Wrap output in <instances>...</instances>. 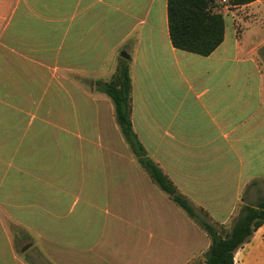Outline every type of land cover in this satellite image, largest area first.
I'll return each mask as SVG.
<instances>
[{
  "label": "crops",
  "instance_id": "0c3cea01",
  "mask_svg": "<svg viewBox=\"0 0 264 264\" xmlns=\"http://www.w3.org/2000/svg\"><path fill=\"white\" fill-rule=\"evenodd\" d=\"M221 11L224 40L204 56L172 45L168 0H0V264H39L16 228L50 264L204 262L210 236L140 164L95 82L129 55L148 155L234 225L264 178V0ZM234 260L264 264V224Z\"/></svg>",
  "mask_w": 264,
  "mask_h": 264
},
{
  "label": "trees",
  "instance_id": "16d2710c",
  "mask_svg": "<svg viewBox=\"0 0 264 264\" xmlns=\"http://www.w3.org/2000/svg\"><path fill=\"white\" fill-rule=\"evenodd\" d=\"M229 6L247 4L253 0H227ZM255 1V0H254ZM224 6L218 0H168V28L172 45L176 49L210 55L224 40ZM130 64L126 59L119 60L115 73L108 81H96L97 89L106 93L115 105L117 123L129 143V148L146 169L149 176L182 207L211 238V245L204 253L203 263L193 264H236L234 252L253 232L264 224V196L255 206L245 205L229 231L212 223L209 214L202 208L197 212L195 205L181 193L172 180L148 155L132 125V80ZM223 228V227H222Z\"/></svg>",
  "mask_w": 264,
  "mask_h": 264
},
{
  "label": "rangeland",
  "instance_id": "374dc122",
  "mask_svg": "<svg viewBox=\"0 0 264 264\" xmlns=\"http://www.w3.org/2000/svg\"><path fill=\"white\" fill-rule=\"evenodd\" d=\"M218 2L223 3L224 5L228 3L227 0H218ZM84 79H86V78H84ZM263 196H264V178L254 180L250 184V188L247 191L246 198H245L244 202L242 203L238 213H240L241 209L247 204H249V206H255L256 203L258 202V200H260V198ZM195 208L197 209V212L200 213L201 216H203V214L200 212V208H198L196 205H195ZM237 217L235 218V220L237 219ZM209 220L212 223L217 224L216 222H213L210 217H209ZM235 220H234V222H235ZM217 226H220V228L224 231H229L232 225L228 226L227 228L223 227L222 225H217ZM16 229L18 231L15 232V235H16V238L19 240L17 242V244H18L17 250L20 252L21 248L23 246H25L27 244H31L32 246H30L25 251H23L22 255L24 257H28L29 259H31V260L39 263V264H50L46 260L45 257L42 258L41 252H40L39 248L35 245V243H33L34 239L31 237V235L23 229H19V228H16Z\"/></svg>",
  "mask_w": 264,
  "mask_h": 264
},
{
  "label": "water",
  "instance_id": "95a60500",
  "mask_svg": "<svg viewBox=\"0 0 264 264\" xmlns=\"http://www.w3.org/2000/svg\"><path fill=\"white\" fill-rule=\"evenodd\" d=\"M121 56H123V58H125V59H129V55L127 53L123 52V51L121 52ZM29 246H31V244H28V245L24 246L22 248V251H25Z\"/></svg>",
  "mask_w": 264,
  "mask_h": 264
}]
</instances>
